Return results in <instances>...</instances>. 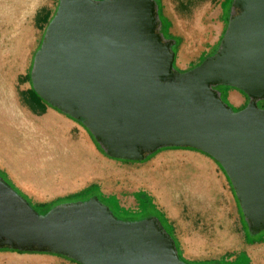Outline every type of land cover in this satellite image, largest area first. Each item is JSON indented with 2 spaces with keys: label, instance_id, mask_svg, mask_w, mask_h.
I'll return each instance as SVG.
<instances>
[{
  "label": "water",
  "instance_id": "1",
  "mask_svg": "<svg viewBox=\"0 0 264 264\" xmlns=\"http://www.w3.org/2000/svg\"><path fill=\"white\" fill-rule=\"evenodd\" d=\"M218 52L175 68L156 0H59L34 57L33 89L83 125L112 159L166 148L214 158L249 231L264 232V0H234ZM250 101L235 112L217 91ZM53 253L80 264H188L159 217L119 220L94 197L40 214L0 176V250Z\"/></svg>",
  "mask_w": 264,
  "mask_h": 264
},
{
  "label": "rangeland",
  "instance_id": "2",
  "mask_svg": "<svg viewBox=\"0 0 264 264\" xmlns=\"http://www.w3.org/2000/svg\"><path fill=\"white\" fill-rule=\"evenodd\" d=\"M161 3L165 19L159 32L165 40L174 42L175 68L180 72L195 68L218 52L231 17L238 13L233 7L234 0H161ZM0 5L14 8L8 15L0 12V78H4V86L0 82V107L4 110L21 106L37 119L28 104L27 91L33 88L30 76L48 27L46 22L56 15L59 0H0ZM219 89L232 87L218 86V92ZM240 93L247 101L242 107L232 106L235 112L246 108L250 101L245 93ZM258 106L264 109V100ZM59 114L60 122L70 126L69 139L87 146L98 165L94 169L99 172L87 177L80 176L75 169V176L63 179L61 174L73 168L67 158H62L56 170L58 177L46 188L34 185L47 179L33 175L23 178L31 187L29 193L15 181L14 166L11 168L0 158V172L33 206L56 207L98 197L119 220L141 221L162 216L178 243L182 260L188 264H264V232L251 235L247 241L246 220L234 187L214 158L195 149L166 148L141 162L112 159L83 124ZM196 161L203 164L201 172L195 170ZM41 170L38 166L33 174ZM189 170L196 171L199 177L191 176ZM184 240L188 241V247ZM239 256L240 260L235 262ZM10 260L24 264H78L52 254L0 251V264H9Z\"/></svg>",
  "mask_w": 264,
  "mask_h": 264
},
{
  "label": "crops",
  "instance_id": "3",
  "mask_svg": "<svg viewBox=\"0 0 264 264\" xmlns=\"http://www.w3.org/2000/svg\"><path fill=\"white\" fill-rule=\"evenodd\" d=\"M45 18L43 17L44 20ZM219 92L231 106L242 107L247 101L246 97L235 88L219 89ZM9 96H11L10 92ZM15 107H5L4 110L0 107V132L6 134V137L0 135V140L3 141L2 148L10 157L23 163L39 162V168H42V165L45 166L44 175L49 177L57 176L58 171L56 170L62 164V158H67L70 167L77 169L80 176L88 177V175L99 172L94 169L98 165L88 152L87 146L81 141L72 142L69 139L67 134L70 126L60 122L61 114L49 108L41 117L34 114V117L37 118L35 119L23 107ZM34 111L40 113L38 109H34ZM5 113L10 115H5ZM45 138L49 141H44ZM0 158H3V161L10 166L1 152ZM15 174L16 176L13 174L15 181L25 191L32 193L31 187H28L23 179L25 176L16 172ZM55 179H47L43 184H36L34 187L46 188V184H53ZM55 192L57 193V191ZM9 264L24 263L10 260Z\"/></svg>",
  "mask_w": 264,
  "mask_h": 264
},
{
  "label": "trees",
  "instance_id": "4",
  "mask_svg": "<svg viewBox=\"0 0 264 264\" xmlns=\"http://www.w3.org/2000/svg\"><path fill=\"white\" fill-rule=\"evenodd\" d=\"M157 1V3H158V5H159V15H160V19H161V21L163 20V19H165L163 16H162V3H161V0H156ZM53 18H50L49 20H47V24L49 25V23L51 22V20H52ZM162 27H163V25H162ZM170 26H168V28H169ZM164 29V28H163ZM173 50H174V47H173ZM31 77V76H30ZM27 99L31 102V109H32V111L33 112H35L34 111V109H38L39 111H40V115H43V114H45L46 112H47V109H48V107H51L52 109H54L55 111H57V112H59V113H62L61 111H59L58 109H56V108H54V107H52L51 105H49L44 99H42L38 94H37V92L33 89V88H31V89H29L28 91H27ZM222 99L228 104V102L224 99V97H222ZM35 114H38L37 112H35ZM62 114H64V113H62ZM66 116H68V115H66ZM68 117H70V116H68ZM71 118V117H70ZM78 121V120H77ZM78 122H80L81 124H83V120H79ZM98 147V146H97ZM101 147V146H100ZM186 149H192V148H186ZM160 151V150H159ZM158 151V152H159ZM158 152H156V153H154L153 155H155V154H157ZM153 155H150V156H148V157H152ZM219 164V163H218ZM219 166H220V168L222 169V171L226 174V172L224 171V169H223V167L219 164ZM0 176L1 177H3V179L5 180V182L8 184V185H10L19 195H21V196H23L26 200H28L29 201V203L31 204V202H30V200L23 194V193H21L15 186H13L8 180H7V177L4 175V174H2L1 172H0ZM226 177L228 178V176L226 175ZM228 180H229V178H228ZM229 182H230V180H229ZM76 196V195H75ZM236 200H237V202L239 203V201H238V199H237V197H236ZM31 206L34 208V209H36L40 214H46L47 212H49L52 208H54L53 206H51V205H49V204H40V205H37V206H33V204H31ZM38 209H40V210H38ZM161 216V215H160ZM243 217H244V215H243ZM245 218V217H244ZM161 220H162V222H163V224H164V226H165V228L167 229V231L171 234V236L174 238V236H173V234H172V230L167 226V224H166V222H165V220H164V218L161 216V218H160ZM246 234H247V241H248V239H249V237L251 236V235H253V234H251L250 233V231H249V227H248V225H247V223H246ZM176 241V240H175ZM176 244H177V247H178V243H177V241H176ZM179 249V248H178ZM0 251H13V252H18V253H33V252H21V251H15V250H10V249H8V248H5V249H2V250H0ZM44 254H52V255H56V254H53V253H44ZM240 255H242V254H240ZM57 256H60V255H57ZM61 257H63V256H61ZM180 257H181V255H180ZM182 259V258H181ZM240 260V256L239 257H237L236 258V260H235V262H238ZM74 261V260H73ZM74 262H76V261H74ZM234 262V263H235ZM77 263V262H76ZM78 264H80V263H78Z\"/></svg>",
  "mask_w": 264,
  "mask_h": 264
},
{
  "label": "bare ground",
  "instance_id": "5",
  "mask_svg": "<svg viewBox=\"0 0 264 264\" xmlns=\"http://www.w3.org/2000/svg\"><path fill=\"white\" fill-rule=\"evenodd\" d=\"M8 2V1H7ZM12 9H14V8H5V5L4 6H2V5H0V12H4L3 13V15L6 13V15H8L9 13H12V12H10V10H12ZM11 16V15H10ZM14 17V16H13ZM184 55H187V52L186 51H184V53H183ZM3 80H4V78L1 76V78H0V82H1V85L2 86H4V82H3ZM19 112V111H18ZM17 114V113H16ZM16 114H15V116H16ZM18 115V114H17ZM0 135L1 136H4V137H6V134H4L3 132L1 133L0 132ZM44 141H49L47 138H45L44 139ZM2 140H0V152L1 153H3L4 154V156H5V158H6V160L8 161V163H9V165H10V167L12 168L13 166H14V170L17 172V173H20V174H23L25 177H27V176H30V175H33L34 177L36 176V177H39V178H43L44 180H46V179H52V178H57L58 176H53V177H49V176H45L44 174H45V171H46V168H45V166H42V170H41V172H39V173H37L36 172V174H33V171L39 166L38 165V162H36V161H33V163L31 162V163H23V162H21V161H18V160H16V159H14V158H12V157H10L8 154H7V152L2 148L3 147V144H2ZM36 143H38V141L36 140ZM13 164V165H12ZM194 166H196L195 167V170H197V171H199V172H201L202 170H204V167H203V164L202 163H200V162H198V161H196V164L194 163ZM70 169V168H69ZM72 170V171H71ZM75 172H77V170H75V169H70V170H66V172L64 173L63 172V174H61V175H63L62 177H63V179H65V178H69L70 176L72 177V175H74L75 174ZM189 172L191 173V176H193V175H199V174H196V171H192V170H189ZM197 177H199V176H197ZM191 177H189L188 179H190ZM186 181H188V180H186ZM181 182H183L184 183V181H181ZM56 193V192H55ZM190 244H192L193 245V243H191L190 242ZM184 245H185V247H188V241H185L184 240Z\"/></svg>",
  "mask_w": 264,
  "mask_h": 264
},
{
  "label": "flooded vegetation",
  "instance_id": "6",
  "mask_svg": "<svg viewBox=\"0 0 264 264\" xmlns=\"http://www.w3.org/2000/svg\"><path fill=\"white\" fill-rule=\"evenodd\" d=\"M28 104L31 106L32 104H31V102L28 100Z\"/></svg>",
  "mask_w": 264,
  "mask_h": 264
}]
</instances>
